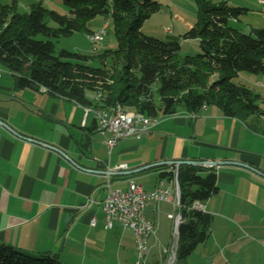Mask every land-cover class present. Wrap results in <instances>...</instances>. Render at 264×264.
I'll list each match as a JSON object with an SVG mask.
<instances>
[{
  "label": "crops",
  "instance_id": "0c3cea01",
  "mask_svg": "<svg viewBox=\"0 0 264 264\" xmlns=\"http://www.w3.org/2000/svg\"><path fill=\"white\" fill-rule=\"evenodd\" d=\"M88 107L42 89H19L11 72L0 68V119L11 127L0 123L1 242L68 264H121L123 248L136 245L133 230L118 222L108 227L101 205L88 203L89 197L105 198L109 179L127 187L136 179L147 191L160 181L174 186L160 176V167L172 164L131 170L182 159L243 161L264 173V116H228L216 105L180 107L160 114L141 138H122L109 154ZM122 163L126 169H115ZM208 167L219 185L204 201L212 215L210 235L187 264H264V175L234 163ZM176 200L174 194L159 209L150 200L144 213L155 223V213L169 215L171 206L179 213Z\"/></svg>",
  "mask_w": 264,
  "mask_h": 264
},
{
  "label": "trees",
  "instance_id": "16d2710c",
  "mask_svg": "<svg viewBox=\"0 0 264 264\" xmlns=\"http://www.w3.org/2000/svg\"><path fill=\"white\" fill-rule=\"evenodd\" d=\"M64 3L68 14L42 2L22 12L17 0L0 1V63L11 72L17 88L44 87L52 95L84 105L119 103L154 117L175 114L180 107L197 111L207 105H216L228 116H264L261 94L239 79L242 71L264 77V26L245 31L232 24L250 8L227 0H196L197 20L182 36L198 40L201 51L180 58L179 39H162L143 31L145 20L162 7L158 0ZM99 16L111 19L116 48L93 56L67 48L57 51L56 43L62 36L93 32L89 22ZM48 18L57 25H50ZM107 25L109 28L110 23ZM95 58L102 62L95 65ZM89 90L101 96L93 100ZM166 167H160L164 169L161 178L173 180L175 166ZM217 178L208 166L186 163L178 167L182 220L174 264H187L197 245L208 239L212 215L194 207V202H204L218 191ZM0 264L68 263L50 253L28 252L0 241Z\"/></svg>",
  "mask_w": 264,
  "mask_h": 264
},
{
  "label": "rangeland",
  "instance_id": "374dc122",
  "mask_svg": "<svg viewBox=\"0 0 264 264\" xmlns=\"http://www.w3.org/2000/svg\"><path fill=\"white\" fill-rule=\"evenodd\" d=\"M3 3H12L13 0H0ZM162 7L159 11L153 13L151 17L145 20L143 24L144 33L156 36L162 39H172L176 37L180 40L182 48L180 50V58H184L186 54H196L201 51L199 41L196 39H185L183 33L191 28L197 20V3L196 0H158ZM230 4L235 6H245L250 8V11L241 15L239 20L232 21L235 26L248 31L251 25L264 26V18L261 16L262 5L259 0H227ZM42 2L49 8L56 9L61 13L68 14L69 8L64 3V0H17L18 9L22 12H29L32 4ZM49 24L56 26L57 23L52 19H47ZM106 23H110L107 33L103 39L94 42L86 32L76 31L71 35L62 36L56 43V49L59 51L62 48H67L71 51H78L90 56L97 55L107 48L117 47V38L111 24L109 17L99 16L89 22L90 27H97L100 29ZM170 29L171 31H169ZM95 65H99L102 61L94 59ZM111 66V60H109ZM1 69H6L0 63ZM239 79L249 87L253 88L256 92L261 94L259 102L264 106V77L261 74L242 71ZM88 96L91 99L97 97V92L93 90L88 91ZM50 96L45 94L43 98L48 99ZM101 137V134H100ZM106 149L107 145L105 144ZM108 150V149H107ZM113 187L126 188L125 183H114ZM170 211L174 214L178 213V209L172 206ZM155 213V212H154ZM155 233L150 237V251L146 257V264H154L158 260L161 264H174L177 243L176 226L174 219L167 213L156 214ZM160 215V216H159ZM113 231V230H111ZM117 245V243H116ZM123 248L121 245H117ZM166 248H169L168 253ZM120 249V248H119ZM135 249V250H134ZM111 240V252H112ZM124 257L121 258V264H138L136 245L130 246L128 250L123 248ZM114 252L117 253V250ZM136 252V253H135ZM113 254V253H112ZM115 254V253H114ZM116 261V257L111 256ZM112 260V259H111ZM64 262V260H59Z\"/></svg>",
  "mask_w": 264,
  "mask_h": 264
},
{
  "label": "built area",
  "instance_id": "2783aa9c",
  "mask_svg": "<svg viewBox=\"0 0 264 264\" xmlns=\"http://www.w3.org/2000/svg\"><path fill=\"white\" fill-rule=\"evenodd\" d=\"M260 1V0H259ZM108 25L105 24L98 32V42L103 39L107 33ZM171 31L170 29H168ZM91 112L97 121V132L104 138L109 154L113 153L118 142L127 136L141 138L143 134L152 130L158 124V118L142 114H129L115 108V113H106V108H96L91 106ZM178 167L175 165V178L172 180L174 186L165 185L160 181L156 187L147 191L136 179H131L127 188L113 187L109 179L106 183L108 192L102 200L89 197L88 203H98L105 213L108 227L112 228L115 223L122 224L125 228H130L134 232V239L137 249L136 261L138 264H146V257L150 251V237L155 233V223L148 218L144 211L150 200L156 202L159 209L163 201H171L174 194L177 195L176 205L180 207V184L178 180ZM125 163L116 165L115 169H126ZM194 207L205 210L204 202L196 200ZM169 216L174 219L176 234L178 235V226L182 220L181 213H170ZM92 224L96 218H92ZM169 251V249H168ZM176 254V251L174 252ZM176 257V256H175Z\"/></svg>",
  "mask_w": 264,
  "mask_h": 264
},
{
  "label": "water",
  "instance_id": "95a60500",
  "mask_svg": "<svg viewBox=\"0 0 264 264\" xmlns=\"http://www.w3.org/2000/svg\"><path fill=\"white\" fill-rule=\"evenodd\" d=\"M0 123L4 124L5 126H7L8 128L11 129V127L5 123L3 120L0 119ZM30 140H37L34 138L29 137ZM193 164V165H198V166H210V165H220L223 163H234V164H238V165H243L245 167H248L258 173H261L264 175V173L262 171H260L257 167L250 165L249 163L243 162V161H211V160H196V159H182V160H162V161H158L155 163H151L148 165H144L142 167L136 168L131 170V172L133 171H138L141 169H145V168H149V167H153V166H158V165H164V164H172V165H177L180 166L181 164ZM118 171H110V173H116ZM176 258V257H175Z\"/></svg>",
  "mask_w": 264,
  "mask_h": 264
},
{
  "label": "bare ground",
  "instance_id": "6f19581e",
  "mask_svg": "<svg viewBox=\"0 0 264 264\" xmlns=\"http://www.w3.org/2000/svg\"><path fill=\"white\" fill-rule=\"evenodd\" d=\"M261 4H264V0H260L259 1ZM88 36L93 40V41H97L98 39V32L97 30H94L93 32H91L90 34H88ZM42 90L46 91V88H42ZM98 97H100L101 95L98 94ZM92 107H96V106H92ZM96 108H106V113H115V108H120V104L118 103L117 105H113V106H108V107H96ZM88 111H91V106L88 107ZM121 111L123 112H127L129 114H142L143 112L125 107L123 105H121Z\"/></svg>",
  "mask_w": 264,
  "mask_h": 264
}]
</instances>
